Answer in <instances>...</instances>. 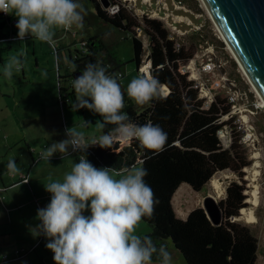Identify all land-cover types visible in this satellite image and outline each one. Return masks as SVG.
Here are the masks:
<instances>
[{"label":"trees","instance_id":"1","mask_svg":"<svg viewBox=\"0 0 264 264\" xmlns=\"http://www.w3.org/2000/svg\"><path fill=\"white\" fill-rule=\"evenodd\" d=\"M89 1L93 3L95 15L101 22L131 34V62L137 71L143 44L140 38H136L134 28L142 27L148 40L147 62L144 67L149 68V76L159 80L162 95L137 111L123 90L125 106L122 111L138 125L148 121L158 124L167 133V141L159 151L143 148L136 140L120 142L116 149L113 146L100 148L92 145L84 153H74L75 163L84 155L94 167H110L115 173H125L133 166L147 169L148 174L144 180L152 188L157 203L152 216L141 220L151 226L152 231L141 237H151L157 248L163 246L168 250V245L171 244L182 255L186 264H254L257 254L256 238L246 226L230 220L239 213L236 219H245L242 213L249 208H244L245 201L249 203V199L243 193V184L235 181L227 184L225 198L219 201L224 214L220 225H213L201 207L193 208L185 219H180L175 216L171 205L172 196L180 184L185 183L193 191L199 192L215 173L229 169L241 177V169L249 165L233 149L235 140L232 139L229 146L223 148L217 135L223 126L233 127L228 119L220 121L222 116L229 113V104L224 98L216 96L208 108L202 107V101L197 98V90L192 87L191 81L177 71L178 66L186 63L192 53L182 47L176 49L174 41L168 38L160 21L143 16L140 23L137 17L122 7L115 13L108 14L99 0ZM104 51L106 47L101 35H94L84 42L81 50H75L74 56L68 53L66 58L71 65H77L75 71L80 72L88 63L97 64L120 84L119 79L123 76L117 77L116 74L122 73L120 68H108L98 59ZM190 68L192 70L191 65ZM192 73L194 74L193 70ZM67 77L68 75L61 77L59 74L56 77L57 102L71 108L76 98L73 81L70 79L69 88H63L60 84L61 79ZM97 116L99 122H103V117ZM115 127L113 124H105L101 130L105 134ZM40 152L36 153L37 156ZM22 177L26 176H20V180ZM152 261L159 262L161 258L154 254Z\"/></svg>","mask_w":264,"mask_h":264},{"label":"rangeland","instance_id":"2","mask_svg":"<svg viewBox=\"0 0 264 264\" xmlns=\"http://www.w3.org/2000/svg\"><path fill=\"white\" fill-rule=\"evenodd\" d=\"M79 2L84 6V26L82 29L75 27L72 29H54V41L57 50L55 52L47 43L41 42L35 37L24 38L23 40L0 39L1 168L6 167L9 159H15L20 169L27 170L34 167L31 169V173L34 175L47 176L48 180L52 177H59L62 180L75 163V154L71 153V150H69L70 155L56 153L49 161H46L37 156L36 153L53 142L66 139V129L71 128L81 132L88 142L103 135L97 114L84 108L76 110L73 107L61 106L57 102L56 77L58 74L61 77L68 75L67 78L61 79L60 84L63 88H69L70 79L73 81L72 73L74 70L66 56H68V51L71 56H74L75 50H81L82 41H86L94 35H101L106 51L102 52L98 59L112 69L120 68L124 75L119 79V82L126 94L127 85L132 79L141 76L143 71H145V76H149L147 73L149 68L143 69L147 62V60L145 61V56L148 53L147 37H141L143 53L140 61L142 66L140 67L142 68L140 70L139 67L137 71L134 63L131 62L133 58L131 34L101 22L95 15L93 3L89 0H79ZM166 2L169 8H172L171 0H166ZM182 2L197 17L184 13L182 10H174V12L188 15L195 25L192 29H199V25H202L199 34L192 32L180 38L182 48L191 52V57L197 53V68H199L201 62L207 57L204 54L207 52L206 48L213 46L217 58L226 61L224 67L226 72L231 78L236 79L238 88L246 95V98L241 100L242 111L240 113L236 112L232 115L228 113L220 118V121L228 119L233 127L223 126L218 130L217 135L219 133L218 137L223 148H227L232 139L235 140L233 149L239 157H243L249 162L248 166L241 169V177L229 169L217 172L199 192L193 191L185 183L182 184L181 188L188 190V193L183 195V199L188 208L191 209L193 205L194 207L200 206L203 197L207 194L214 196L218 202L224 200L225 188L231 181L243 184L245 188L243 193L249 199V203L245 201L246 206L244 208H249L245 213H242L245 219L234 221L246 226L252 236L256 238L257 254L254 264H264V108L260 106V99L248 82L247 76L243 74L226 48L220 32L202 2L200 0H182ZM10 17L16 19L14 14H11ZM181 28H187V26L182 25ZM15 31L18 32V29L16 28ZM21 51L26 53L22 58L23 67L21 71H14L11 79L5 78L3 75L4 65L11 56L18 55ZM192 70L195 74L196 71L193 66ZM186 79L188 80V78ZM160 95H162L161 87ZM218 97L224 98L221 94ZM132 102L137 111L142 110L147 105H138L133 100ZM242 118L244 120L248 118L247 127L241 125ZM135 167L138 166H133L129 170ZM111 174L120 178L114 171ZM176 194L171 201L173 207L174 205L178 206L176 204L177 197L181 200L180 194ZM141 224L150 229L148 233L152 231L148 224ZM170 246V250L178 253L171 244ZM179 255L183 260L182 255Z\"/></svg>","mask_w":264,"mask_h":264},{"label":"clouds","instance_id":"3","mask_svg":"<svg viewBox=\"0 0 264 264\" xmlns=\"http://www.w3.org/2000/svg\"><path fill=\"white\" fill-rule=\"evenodd\" d=\"M0 12L14 13L18 39L35 37L53 52L54 29L84 26V6L79 0H0ZM25 55L21 51L9 58L3 67L5 78L11 79L14 71H21ZM72 68L75 71L77 65L72 64ZM72 87L76 94L73 108L103 117L100 128L105 124L116 127L91 142L81 132L66 129L67 138L42 149L41 159L49 161L56 153L70 155L69 150L84 153L92 145L111 148L118 141L136 140L148 150L163 149L167 133L151 121L138 125L130 120L122 111L121 85L103 67L86 64L73 79ZM160 87L157 78L141 75L128 83L126 92L136 104L145 105L160 96ZM6 167L10 175L21 172L15 159H9ZM112 171L110 167H94L83 155L62 180L49 178L43 186L50 202L37 210L35 219L39 223L30 231L46 238L45 247L53 253L54 264H153L154 254L161 258V264H171V254L165 247L157 248L151 237L136 234L138 223L152 216L157 203L144 180L147 169L135 167L123 175L117 173L120 178Z\"/></svg>","mask_w":264,"mask_h":264},{"label":"crops","instance_id":"4","mask_svg":"<svg viewBox=\"0 0 264 264\" xmlns=\"http://www.w3.org/2000/svg\"><path fill=\"white\" fill-rule=\"evenodd\" d=\"M11 14L14 13L3 17L0 13V39H18L17 31H15L16 23L13 24ZM26 38H30V36ZM5 168L0 166V186L5 189L0 192V264H54L53 253L45 247L48 242L46 238L42 234L37 236L30 231L39 223L35 219L37 210L50 202V194L44 190L43 186L49 182L47 176L32 174L31 169L34 167L27 170L21 169V172L15 175H10ZM22 175L26 176L27 182L20 180ZM52 178L53 181L60 180L59 177ZM182 184L178 186L172 196L173 199L178 192L181 200L177 197L176 204L178 206L172 207L176 217L185 219L188 212L195 207L193 205L190 209L185 204L183 195H186L188 190L181 188ZM197 207H201V205ZM87 214L85 213V215ZM141 223L140 221L136 226L137 235L146 234L150 231ZM170 247L169 244L167 251L172 257L171 264H186L180 258V253L170 250ZM153 264H161V261L153 262Z\"/></svg>","mask_w":264,"mask_h":264},{"label":"built area","instance_id":"5","mask_svg":"<svg viewBox=\"0 0 264 264\" xmlns=\"http://www.w3.org/2000/svg\"><path fill=\"white\" fill-rule=\"evenodd\" d=\"M171 5L172 8H169L166 0H109V6L103 9L108 14H113L119 9V7H122L132 16L137 17L140 23V18L143 16L148 19L160 21L165 30H167L168 38L173 40L175 48L179 49L182 47L180 38L185 37V35L192 32L199 34V29L202 25H199V29H192L195 25L188 15L177 14L174 12V10H182L184 13L192 14L195 18L197 17V15L194 14L192 10L182 2V0H171ZM0 13L3 17L9 16V14L3 12ZM12 22L15 24L17 23V20L13 19ZM182 25H186L187 28H181ZM134 32L136 38L141 39L142 36H145L142 27H135ZM82 45H84V42L81 43V47ZM206 50L207 52L204 54L207 55V57L201 62V64L199 63V68H197L198 58L197 53H195L186 63L179 65L177 71L180 74L186 75L188 81H191L192 87L197 90V98L202 101L203 108H208L214 98L221 94L224 96L227 104H229V114H236V112L240 113V111H242L240 103H242L241 100L246 98V95L238 88L236 79L231 78L226 72L224 69L226 61L217 58L213 46H209ZM146 57L147 54L145 58ZM190 65L195 68V74L192 73ZM141 68L142 67H140V70ZM116 74L117 77L123 76V73L121 72H117ZM248 121V118L247 120L242 118L241 125L247 127L249 123ZM21 180L27 182L26 177H22ZM4 190V187L0 186V192H3ZM16 252L19 253L18 251Z\"/></svg>","mask_w":264,"mask_h":264},{"label":"water","instance_id":"6","mask_svg":"<svg viewBox=\"0 0 264 264\" xmlns=\"http://www.w3.org/2000/svg\"><path fill=\"white\" fill-rule=\"evenodd\" d=\"M99 2L102 8L109 6V0ZM202 2L264 99V0H202ZM80 74V71H75L72 80ZM118 144L119 141L113 148H118ZM201 208L213 225H220L223 222L222 208L211 195L203 197ZM238 216H232L230 220H237Z\"/></svg>","mask_w":264,"mask_h":264},{"label":"bare ground","instance_id":"7","mask_svg":"<svg viewBox=\"0 0 264 264\" xmlns=\"http://www.w3.org/2000/svg\"><path fill=\"white\" fill-rule=\"evenodd\" d=\"M200 1L202 2V0H200ZM202 4H203L205 10L207 11L208 15H209L210 18L212 19V17H211V15H210V13H209L207 7L205 6V4H204L203 2H202ZM212 21H214V20L212 19ZM218 29H219V28H218ZM219 31H220V30H219ZM220 33H222V32H220ZM220 33H219V34H220ZM220 36H221L222 40L225 42V44H226V48H227V49L229 50V52L231 53L232 58L237 62L238 66H239V68L241 69V71L243 72V74H245V75L247 76L248 82L250 83V85L252 86L253 90L256 92V95H257L258 98L260 99V106L264 108V99L262 98V96L260 95V93L258 92V90L254 87V84L252 83V81H251L250 78L248 77L246 71L244 70L243 66L241 65L239 59L237 58V56H236L235 52L233 51L232 47L230 46L228 40L225 38V36H224L223 34H220ZM143 69L147 70V68H143ZM247 79H246V80H247ZM212 197L216 200V198H215L214 196H212ZM216 201H217V200H216Z\"/></svg>","mask_w":264,"mask_h":264}]
</instances>
